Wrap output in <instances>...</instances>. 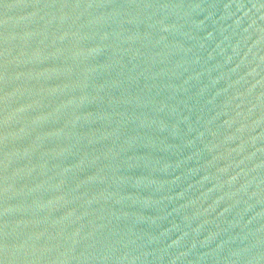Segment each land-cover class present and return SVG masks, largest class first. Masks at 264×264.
I'll return each instance as SVG.
<instances>
[{"label": "water", "instance_id": "water-1", "mask_svg": "<svg viewBox=\"0 0 264 264\" xmlns=\"http://www.w3.org/2000/svg\"><path fill=\"white\" fill-rule=\"evenodd\" d=\"M0 264H264V0H0Z\"/></svg>", "mask_w": 264, "mask_h": 264}]
</instances>
